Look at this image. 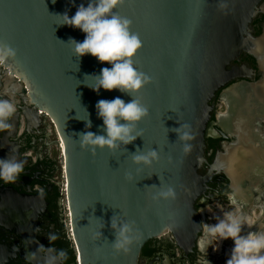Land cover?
I'll return each mask as SVG.
<instances>
[{"label":"water","instance_id":"1","mask_svg":"<svg viewBox=\"0 0 264 264\" xmlns=\"http://www.w3.org/2000/svg\"><path fill=\"white\" fill-rule=\"evenodd\" d=\"M263 1L124 0L115 11L132 21L131 31L142 41L132 59L151 80L134 95L149 113L136 125L140 137L93 154L80 146L79 134L106 135L96 103L116 97L128 103L133 97L118 89L94 91L91 75L112 65L91 54L74 55L70 41L82 42L86 34L62 24L61 15L71 17L89 0H0V43L17 51L6 66L25 83L31 103L50 117L63 146L66 203L81 264H139L145 244L166 232L181 241L197 239L202 224L195 205L207 181L200 169L210 102L234 78L235 69L228 67L253 50L250 27ZM182 124L190 126L183 131L193 139L179 140L173 129ZM185 143L191 145L188 153ZM137 148L155 149L159 158L134 164ZM168 187L174 199L152 198ZM113 216L134 222L137 238L128 252L111 245Z\"/></svg>","mask_w":264,"mask_h":264},{"label":"flooded vegetation","instance_id":"2","mask_svg":"<svg viewBox=\"0 0 264 264\" xmlns=\"http://www.w3.org/2000/svg\"><path fill=\"white\" fill-rule=\"evenodd\" d=\"M250 33L253 50L228 67L235 69L234 78L210 102L206 161L200 169L207 181L195 205L202 225H214L225 212L253 219L254 226H244L242 235L264 232V1ZM9 97L17 111L13 127L0 131V159L14 156L24 168L14 182L0 179V264H79L56 128L31 103L25 83L4 65L0 98ZM197 239L181 241L166 232L145 244L139 264H226L234 247L231 238L203 252Z\"/></svg>","mask_w":264,"mask_h":264},{"label":"clouds","instance_id":"3","mask_svg":"<svg viewBox=\"0 0 264 264\" xmlns=\"http://www.w3.org/2000/svg\"><path fill=\"white\" fill-rule=\"evenodd\" d=\"M123 3L124 0H89L87 6L81 3L71 17L67 13L61 15L62 24L78 28L86 34L82 42L70 41L74 45L73 52L76 57L91 54L99 62L112 65L111 68L103 67L98 75H91L95 83L89 87L97 93L101 88L109 91L118 89L133 97L128 103L120 97L112 100L101 99L96 103L97 115L103 120L102 130L106 135L92 131L79 134L80 146L93 154L97 148L116 150L140 137L135 131L136 125L149 113L148 108L134 95L149 83L151 78L134 66L132 58L142 47V41L137 33L131 31L132 21L115 11ZM16 56V49L7 43H0V66L14 60ZM16 111L13 99L0 98V131L13 127L10 121ZM188 127L190 126L182 124L173 129L179 140L188 141L194 138L189 132L183 131ZM86 128H91L90 120ZM190 150L191 145L185 143L184 152L188 153ZM131 158L134 164L151 165L159 158V152L152 148L147 151L137 148ZM23 168V161L14 156L0 159V179L5 183L14 182ZM126 178L131 179V174H127ZM175 195L174 189L168 187L155 193L152 198L174 199ZM133 224L134 222H121L116 216L112 217L111 228L115 230V240L111 245L116 252H128L129 246L137 238L133 235ZM254 224L253 219L238 212H225L223 218L217 219L214 225H202V236L198 237L197 246L203 252L205 248L208 250L210 245H216L217 241L231 238L234 247L226 264H264V232L249 231L241 234L244 226L252 228ZM101 235V232L95 233L93 239ZM59 256L63 258L66 254L61 251Z\"/></svg>","mask_w":264,"mask_h":264},{"label":"built area","instance_id":"4","mask_svg":"<svg viewBox=\"0 0 264 264\" xmlns=\"http://www.w3.org/2000/svg\"><path fill=\"white\" fill-rule=\"evenodd\" d=\"M60 146H61V150H62L63 148H62V144H61V143H60ZM62 153H63V150H62ZM64 171H65V170H64ZM66 188H67V185H66V182H65V189H66ZM67 207H68V206H67ZM68 213H69V211H68ZM79 264H81L80 261H79Z\"/></svg>","mask_w":264,"mask_h":264},{"label":"bare ground","instance_id":"5","mask_svg":"<svg viewBox=\"0 0 264 264\" xmlns=\"http://www.w3.org/2000/svg\"><path fill=\"white\" fill-rule=\"evenodd\" d=\"M264 63V62H263ZM62 148H63V146H62ZM63 150V149H62ZM246 232H248L247 230H246Z\"/></svg>","mask_w":264,"mask_h":264}]
</instances>
